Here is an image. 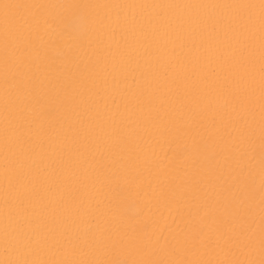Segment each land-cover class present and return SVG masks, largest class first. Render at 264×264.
Returning a JSON list of instances; mask_svg holds the SVG:
<instances>
[{
	"label": "bare ground",
	"instance_id": "6f19581e",
	"mask_svg": "<svg viewBox=\"0 0 264 264\" xmlns=\"http://www.w3.org/2000/svg\"><path fill=\"white\" fill-rule=\"evenodd\" d=\"M0 264H264V0H0Z\"/></svg>",
	"mask_w": 264,
	"mask_h": 264
}]
</instances>
